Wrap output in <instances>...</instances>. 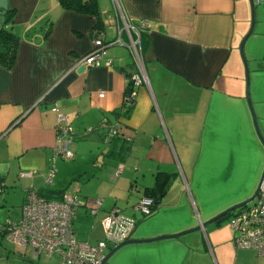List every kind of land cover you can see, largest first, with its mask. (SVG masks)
<instances>
[{
  "label": "crops",
  "instance_id": "0c3cea01",
  "mask_svg": "<svg viewBox=\"0 0 264 264\" xmlns=\"http://www.w3.org/2000/svg\"><path fill=\"white\" fill-rule=\"evenodd\" d=\"M95 1L101 31L111 43L118 24L114 0ZM118 1L134 27L140 28L142 21L148 24L140 28L145 80L128 112L121 110L126 75L136 68L131 67L134 61L127 35H121L123 46L111 44L107 49L111 67L78 72L79 60L92 49L97 19L63 9L59 0H8V8L15 12L11 29L19 47L11 70L0 65V181L7 204L12 196L18 198L11 219L20 217L29 191L58 200L52 193L68 185L64 163L51 161L59 113L76 135L89 131L84 137H91L90 156L97 154L94 169L88 170L91 191L85 192L84 199L100 198L102 205L91 215V203L79 201L73 221L79 241L76 223L88 220L89 233L82 241L89 244L103 237L101 219L113 208L136 220L129 239L176 235L202 227L225 207L249 197L264 169L262 164L248 176L241 175L247 157L244 151L252 146L260 152L239 53L250 27L248 0ZM254 3L255 23L244 54L249 102L264 138V0ZM179 117L182 121L176 130L174 119ZM105 121L120 123L124 135L132 138L124 163L103 159L120 142L105 145L103 131H90ZM97 143L105 145L100 154ZM76 156L70 165L80 173L83 164ZM176 164L190 180L186 184L183 178L186 186L172 191L168 183ZM52 165L57 177L65 178L60 187L59 178L51 184L48 181ZM21 171L33 174L19 177ZM99 182L104 183L103 193L93 191ZM149 188L156 189L160 206L148 216H137L134 207ZM235 235L228 222L217 220L177 238L125 246L106 264H264V256L255 250L237 249ZM0 238V264H63L55 257L33 260L30 249L18 251L1 234Z\"/></svg>",
  "mask_w": 264,
  "mask_h": 264
},
{
  "label": "built area",
  "instance_id": "2783aa9c",
  "mask_svg": "<svg viewBox=\"0 0 264 264\" xmlns=\"http://www.w3.org/2000/svg\"><path fill=\"white\" fill-rule=\"evenodd\" d=\"M116 24V39L108 43L103 32H95L91 51L78 62V66L111 67L112 60L107 56V49L111 44L123 46L121 35H127V47L133 57L136 72L132 75L133 89L130 98L137 97V89L143 84L144 60L141 47V29L148 24L142 21L140 28L134 27L127 16L124 15L119 1L114 0ZM103 95H100L102 97ZM56 112L57 110L54 109ZM58 126L56 128V145L54 154L61 155L65 160H72L74 153L69 146L72 142L73 129L68 125L67 118L57 113ZM86 131L84 133L87 134ZM33 173H23L21 177H31ZM55 177L52 169L49 183ZM4 184L0 183V194ZM102 205L101 199H96L89 208L91 215H96ZM154 201L150 197L139 200L134 211L142 216L152 213ZM79 206L76 195L64 193L60 200H47L40 197L35 191H29L21 207L18 219H8L0 223V234L5 242L28 248L31 250L33 260L40 256L55 257L63 264H100L105 252L111 247L129 239L135 228L136 220L126 216L119 208H113L102 219L104 226V240L95 246L88 242H81L75 238L73 221ZM229 225L235 232L233 240L237 249H252L260 256H264V178L259 193L250 204L234 211L229 219Z\"/></svg>",
  "mask_w": 264,
  "mask_h": 264
},
{
  "label": "rangeland",
  "instance_id": "374dc122",
  "mask_svg": "<svg viewBox=\"0 0 264 264\" xmlns=\"http://www.w3.org/2000/svg\"><path fill=\"white\" fill-rule=\"evenodd\" d=\"M248 5H249V21H250V3H249V0H248ZM123 41V40H122ZM125 50V49H124ZM125 53L127 54V56L129 57V55H128V53L126 52V50H125ZM245 59H246V56H245ZM244 73H245V69H244ZM245 85H246V79H245ZM246 102H247V100H246ZM247 105H248V103H247ZM249 109V108H248ZM256 115V114H255ZM257 119V118H256ZM175 121V126H176V130H178V129H180L179 128V126H180V121H182V118H175L174 119ZM257 124H258V120H257ZM252 125H253V123H252ZM258 127H259V124H258ZM182 128H184V127H182ZM253 129H254V127H253ZM259 129H260V127H259ZM177 132V131H176ZM254 132H255V130H254ZM261 132V131H260ZM76 134V133H75ZM262 134V133H261ZM255 136H256V133H255ZM81 137H84V135L83 134H81L80 136L79 135H76V136H74V137H72V142H71V144H70V146H69V149H70V151H72L73 153H74V156H75V154L77 155L76 156V159L75 160H77V161H79L80 163H82L83 164V171L80 169V173H81V177H80V175H78V174H80V173H77L78 171H77V168H73L70 164L73 162V159L72 160H65V159H63V157L61 156V155H55L54 154V150H53V153H52V158H51V161H52V164H53V162H55L56 160H59V161H61V163H64V165L62 166L63 167V171H65L64 173H67L66 174V176H68V187L66 188V190H65V192L67 193V194H72V195H76V196H78V201H80V204L81 205H85V204H87V203H92V201L94 200L93 198L92 199H84V196H86L85 195V192H89V191H91V183L90 182H88V179L90 178V176H91V173L90 172H88V170L90 171V169H94V167H93V164H94V160H95V156H97V154L96 155H94V158H92L91 156H90V142H89V140L91 139V137H84V138H81ZM83 140V141H81V139ZM256 138H257V136H256ZM85 140V141H84ZM257 142H258V144H259V146H260V152L258 153L255 149H254V147L252 148V146L251 145H249V146H251V147H249L250 149H248V150H245L244 151V153L247 155V157H244V159H243V163H244V165H243V167H242V169L244 170V173L243 174H241V175H244V177H246V176H248L249 175V172L251 171V170H257L258 168H261V166H262V164H263V167H264V147L262 146V144H261V142L259 141V139L257 138ZM243 145H246V144H243ZM248 145V144H247ZM98 146V147H97ZM97 146H96V148H97V151H99V153L98 154H100V151H102V149L104 148V144L103 143H97ZM103 147V148H102ZM75 150V151H74ZM101 156L102 155H98V159H100L101 158ZM143 159V157H141V163H142V160ZM230 159V158H229ZM133 164H136V163H133ZM132 164V165H133ZM137 164H138V162H137ZM134 166V165H133ZM260 166V167H259ZM72 167V168H71ZM135 167L137 168V166L135 165ZM138 167L140 168V166L138 165ZM88 168V169H87ZM178 165L176 164V167H175V169L173 170V172H174V174H171V176H170V179H169V186H170V189H172V191H174L175 189H177V187L179 186H181V187H185L186 185H184L185 183H184V181H183V178H184V180H185V182H186V184H188V182H189V180H190V178H189V175H188V173L187 172H185L184 174L183 173H180L179 172V170H178ZM52 169H54L55 170V177L56 178H59V176L57 177V169H56V166L55 165H52L51 166V169L49 170V175H50V172L52 171ZM72 169H74V170H72ZM263 169V168H262ZM85 171V172H84ZM172 171V170H171ZM88 172V173H87ZM261 172H262V170H261ZM23 173H32V172H25V171H21V172H19V177H21L20 175L21 174H23ZM170 173H172V172H170ZM177 174V175H176ZM88 175V176H87ZM260 176H261V174H260ZM55 177L53 178V180L51 181V183H53V181H55L54 179H55ZM102 177V176H101ZM177 177V178H176ZM80 178V179H79ZM65 178H59L56 182H57V186L58 187H60L61 186V182H62V180H64ZM260 179V178H259ZM48 180H49V178H48ZM175 180H177L176 181V183H174V181ZM237 182L240 184V175H238V177H237ZM50 183V184H51ZM257 185L258 184H256V187H257ZM168 186V187H169ZM188 186V185H187ZM103 187H104V183H102V182H99V184H97L94 188H93V191H101L102 193L104 192L103 191ZM109 187H110V185H108V188H107V190L109 189ZM174 187V188H173ZM256 187L254 188V190H253V192H252V194L250 195V196H252L253 195V193L255 192V190H256ZM233 189V188H232ZM180 190V189H179ZM140 192V191H139ZM173 193V192H172ZM175 193V192H174ZM7 193H2V194H0V203L1 202H3V204H0V223H4L6 220H8V219H11V218H13L10 214H12V211L13 210H16L17 209V205L15 204V202L18 200V198L17 197H11V201H9V202H11V203H8L7 204V202H8V199H7ZM172 195H174V194H172ZM180 195V194H179ZM249 196V197H250ZM249 197H247L246 199H248ZM96 199H100V198H96ZM96 199H95V201H96ZM246 199H243L242 201H238V202H236V203H233V204H231V205H229V206H227V207H225L222 211H224L225 209H227V208H229V207H231L232 205H235V204H238V203H241V202H243V201H245ZM83 202H82V201ZM158 206H160V203L158 204ZM157 206V207H158ZM89 208H90V206H89ZM88 209V208H87ZM156 209V208H155ZM155 209H154V211H155ZM121 210V209H120ZM88 211H89V209H88ZM153 211V212H154ZM167 211H170V209H167ZM222 211H220V212H222ZM110 212V211H109ZM89 213H90V211H89ZM126 215V214H125ZM128 216V215H127ZM137 216H141L139 213H137ZM136 216V217H137ZM130 217V216H129ZM213 218V217H212ZM102 220V219H101ZM228 220V218H223L222 220H220V221H223V222H228L227 221ZM88 224H89V222H88V220L87 219H85V221H82L81 219L80 220H78L77 221V223H76V229H77V231H78V235H77V238L79 239V241H81V242H83V241H85L86 239H87V235H88V233H89V227L90 226H88ZM101 224V223H100ZM101 229H102V238L100 239V241H103L104 240V238H105V236H104V233H105V231H104V226L103 225H101ZM182 232V231H181ZM179 233V232H178ZM175 234H177V233H175ZM94 236V235H93ZM0 240H1V238H0ZM83 240V241H82ZM99 241V242H100ZM98 243V242H97ZM97 243H94V242H92L90 245H92V246H95ZM153 243V242H152ZM4 244H6L5 242H4ZM7 245V244H6ZM17 250L18 251H24V249L22 248V247H20V246H17ZM108 251H106L105 252V254L107 253ZM17 255H20V253L19 254H17ZM44 256H40L39 257V261L40 262H43L44 261ZM37 261V260H36Z\"/></svg>",
  "mask_w": 264,
  "mask_h": 264
},
{
  "label": "trees",
  "instance_id": "16d2710c",
  "mask_svg": "<svg viewBox=\"0 0 264 264\" xmlns=\"http://www.w3.org/2000/svg\"><path fill=\"white\" fill-rule=\"evenodd\" d=\"M59 1H60V4H61L63 9L72 10V11L82 13V14H89V15L96 17L97 22H96V26H95L94 31L99 32V33L103 32V31H101L103 24H102L101 19L99 17L98 7H97L95 0H59ZM14 13L15 12L13 9L7 8L5 15H4V22L0 26V65L3 68H5L6 70H11L14 67L15 62H16V58H17L18 47H19L18 38L16 37V35L13 33V31L11 29V24L13 22V18L15 15ZM142 46H143V42L141 41V47ZM133 66H135V64L131 65L132 69L134 68ZM132 75H130V74L126 75L127 86L125 89L123 105L121 107V110L125 111V112L126 111L128 112L135 105V101H136V98H130V96H129L130 91L133 89V82L131 80ZM118 113L119 112H115L114 115L117 116ZM118 124H120V123L117 122V125H115L112 122L105 121V122L101 123L98 127L90 130V131H97V130L103 131L104 134H103L102 138H103V143L105 145L109 144L110 141H112V143L115 140L120 142L119 148H115V147H117V145H115V147H113V148L110 147L108 149V151L106 153H104L103 159H105L106 162L112 161L115 163H124L127 156H128V152L130 150L132 138L127 136V135H124V133H123L124 131H122L124 129V126L118 125ZM115 126H118L119 128L115 127ZM74 136H76V134L73 130L72 137H74ZM0 183H2V182L0 181ZM67 187L68 186H66L64 188V186H63L62 189L56 190L55 193H52L53 197L56 196L55 199L60 200L62 198L63 194L66 193L65 190ZM3 190H4V187H3ZM155 190H156L155 188L146 189V196L141 197V198L150 197L153 199L154 205L152 207L153 208L152 212L155 208H157L158 201L160 200V198H159V200L157 199L158 197H157L156 193H154ZM161 194H162V192L159 191V197ZM47 200H51V199H47ZM122 213L125 214L123 211H122ZM233 214H234V211L229 213L227 216L224 217V218H228V220H227L228 223H229V219L231 218V216ZM222 219H220V220H222ZM220 220H218V221H220Z\"/></svg>",
  "mask_w": 264,
  "mask_h": 264
},
{
  "label": "water",
  "instance_id": "95a60500",
  "mask_svg": "<svg viewBox=\"0 0 264 264\" xmlns=\"http://www.w3.org/2000/svg\"><path fill=\"white\" fill-rule=\"evenodd\" d=\"M249 3H250V8H251V21H250V27H249V30L248 32L246 33V35L244 36V38L242 39L240 45H239V53H240V56H241V59L243 61V65H244V68H245V76H246V88H247V101H248V105H249V109L251 111V115H252V120H253V125H254V128H255V131H256V134H257V137L259 139V141L261 142L262 146L264 147V138L259 130V127H258V124H257V121H256V118H255V114L251 108V104L249 102V80H248V66H247V61L245 59V54H244V45H245V42L247 41L248 37L250 36V34L252 33L253 31V28H254V23H255V14H254V0H249ZM8 8V0H0V21L1 23L4 22V15H5V12ZM85 69L84 66H80L79 68V71L78 72H82L83 70ZM264 178V169H263V172H262V175H261V178H260V181H259V184L257 186V189L254 193V195L247 201L243 202V203H240V204H237V205H234L228 209H226L225 211H223L222 213H220L219 215H217L216 217H214L213 219H211L210 221H207L206 223H203L202 227H205L206 225L212 223V222H215L217 220H220L222 218H224L225 216H227L229 213L241 208V207H244L248 204H250L253 200H255V198L257 197L258 193H259V189H260V185L262 183V180ZM201 226H198L196 228H193L191 230H188V231H185V232H182L180 234H176V235H164V236H159V237H155V238H151V239H145V240H134V239H127L117 245H115L113 248H111L104 256V258L102 259L101 263L100 264H106V262L118 251L120 250L121 248L125 247V246H128V245H134V244H145V243H152V242H157V241H162V240H167V239H173V238H177L179 236H182V235H185V234H188V233H191V232H195V231H198L202 228Z\"/></svg>",
  "mask_w": 264,
  "mask_h": 264
}]
</instances>
